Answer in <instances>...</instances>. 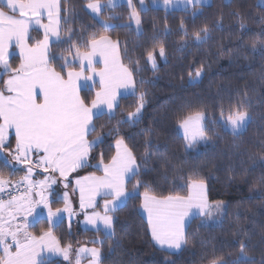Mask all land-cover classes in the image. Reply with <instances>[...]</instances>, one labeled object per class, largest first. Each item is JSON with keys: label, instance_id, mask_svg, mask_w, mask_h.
I'll return each instance as SVG.
<instances>
[{"label": "trees", "instance_id": "obj_1", "mask_svg": "<svg viewBox=\"0 0 264 264\" xmlns=\"http://www.w3.org/2000/svg\"><path fill=\"white\" fill-rule=\"evenodd\" d=\"M87 2L67 0L66 6L74 11L62 26L61 38L71 36L81 51L90 50L86 45L94 36L119 42L122 62L136 82V95L122 97L114 115L105 113L95 121L97 134L104 141L93 149L91 155L96 158L90 164L99 163L100 153L107 163L115 154V140L123 138L141 166L127 189L132 192L137 181L142 186L113 214L115 235L111 238L103 230L81 229L65 220L52 228L41 220L30 227V233L39 236L51 230L62 247L99 248L101 264H209L213 256L231 264L240 256L242 242L249 258L246 264H264V46L257 43L255 49L252 47L258 37L264 39V0H212L210 5L179 11L149 8L139 11L141 33L130 24L125 3L104 9L97 19L87 10ZM134 3L139 4L138 0ZM104 21L110 24L107 29ZM204 27L209 29V38L197 43L194 33ZM32 37L39 39L42 34L34 31ZM160 45L165 48V57L158 54ZM68 47V43H54L50 52L70 57ZM150 50L156 57L155 69L147 61ZM11 63L16 67L19 59ZM61 63L56 59L52 66L60 71ZM201 66V78H190L189 72L194 76ZM85 92L94 97L93 89ZM141 92L146 93V103L139 122L119 123L135 110ZM236 104L244 105L250 121L242 133L233 135L217 121L221 108L227 110ZM195 112L207 116L208 143L188 150L179 130V117ZM113 129L119 130L118 135L109 136ZM91 172L100 173L89 167L80 170V175ZM192 173L203 179L210 203L226 204L225 215L219 225L192 220L187 243L180 252L171 253L160 249L151 237L141 213L142 193L147 186L157 196L172 194L185 183L182 177ZM0 175L16 179L17 172L13 175L11 167L0 160ZM60 205L62 201L52 207ZM93 240H103L104 244H93ZM46 264L65 263L52 260Z\"/></svg>", "mask_w": 264, "mask_h": 264}, {"label": "snow or ice", "instance_id": "obj_2", "mask_svg": "<svg viewBox=\"0 0 264 264\" xmlns=\"http://www.w3.org/2000/svg\"><path fill=\"white\" fill-rule=\"evenodd\" d=\"M119 2L88 0L86 7L100 15L106 8H116ZM138 2L141 9L146 10L144 0ZM173 2L199 5L207 0H163L165 6ZM124 3L129 9V19L135 22L139 31L141 19L136 3L134 0H124ZM66 4L67 0H0V160L11 167L13 175L18 166H24L25 172L18 181L0 175V264H46L45 249L69 259L71 245L61 248L51 230L42 231L39 236L27 231L41 220L50 228L57 227L63 221L64 213L70 217L76 214L68 192L56 196L53 185L63 182L65 189L73 186L86 223L97 231L102 224L108 238L115 235L113 214L127 199L134 198L142 186L137 181L132 192L127 189V184L139 175L141 166L123 138L115 140V154L107 163L104 154L100 153L99 163L90 164V160L96 158L91 155L93 149L104 141V137L97 134L95 121L105 114V109L110 116L114 115V109L119 107L121 89H132V94L136 95V82L133 72L120 61L119 42L107 36L98 39L94 36L86 45L90 50L81 51L71 36L66 40L61 38V28L74 11ZM45 19L47 23H44ZM103 27H109L107 21L103 22ZM40 29L42 38L34 39L31 31ZM208 38L207 27L194 33L197 43L206 42ZM52 43H68L67 51L71 56L53 55L50 52ZM257 43L264 46V39L258 37L253 41L254 49ZM158 54L165 57L163 45L159 46ZM97 56L103 63L99 70L96 67L99 62L95 61ZM14 58L19 59L16 67L11 63ZM56 59L63 61L59 65L60 71L52 66ZM147 61L156 68L152 50L147 51ZM202 71L201 66L195 69L194 76L190 71L189 77L198 78ZM95 87L99 91L90 98L85 90L90 92ZM145 97L146 93H139L135 110L119 123H138ZM249 119L244 105L236 104L227 110L221 108L217 122L236 135L244 130ZM205 120L203 112L179 117L186 148H195L198 142L208 139L210 129ZM118 132L113 129L108 135H118ZM93 134H96L95 139H89ZM89 167L102 171L103 175L94 172L80 175V170ZM36 175H43V179H34ZM182 178L185 183L168 195L157 196L144 186L141 207L147 215L151 237L161 248L181 249L187 243L186 228L193 218H210L214 212L221 211L220 204L208 201L206 185L198 174ZM21 187L24 191L14 194ZM182 191L186 194L181 195ZM50 196L53 199H49ZM101 200L102 211H97L101 208ZM60 201L64 207L53 210L52 205ZM91 243L103 245L104 241L93 240ZM245 249L246 244L242 242L240 256L231 264H246L249 258ZM85 253L90 256L89 264H100L101 250L95 247H81L77 251L76 264H81V255ZM209 264L228 262L223 257L213 256Z\"/></svg>", "mask_w": 264, "mask_h": 264}, {"label": "crops", "instance_id": "obj_3", "mask_svg": "<svg viewBox=\"0 0 264 264\" xmlns=\"http://www.w3.org/2000/svg\"><path fill=\"white\" fill-rule=\"evenodd\" d=\"M124 3V1L123 0H120V2H119V4L118 5H120V4H123ZM6 10V9H5ZM87 10L89 11V13L90 14H92L91 13V11H90V9H88L87 8ZM7 11V10H6ZM93 15V14H92ZM95 18H96V16L95 15H93ZM100 16H101V14H100ZM44 23H47V19H45L44 20ZM61 30H62V28H61ZM34 31H37V30H32L31 31V35H32V33L34 32ZM38 32H40L41 34H42V29H40ZM54 39V38H53ZM111 39V38H110ZM112 40V39H111ZM112 41H114V40H112ZM114 42H117V41H114ZM54 43H52V44H50V50H51V46L53 45ZM119 55H120V61H121V63L123 64V62H122V59H121V54H120V46H119ZM12 61V60H11ZM95 61H98L99 63H97L96 64V67H97V70H99L100 68H102L103 67V63L102 62H100V57L99 56H97L96 58H95ZM124 65V64H123ZM125 66V65H124ZM126 67V66H125ZM87 74V73H86ZM7 79V78H6ZM97 80L99 79L98 77L96 78ZM89 83H91V82H89ZM95 92L96 91H99V88L98 87H95V88H92ZM120 95L118 96V101H120V99L122 98V97H124V96H127V95H130V94H132V89H128V90H125V89H121L120 90ZM116 109H114V111H115ZM105 113H107V109H105ZM23 167L24 166H18L17 167V169H16V172H17V177H16V179H14L15 181H18V180H20L23 176H24V174H25V172L22 170L23 169ZM96 175H103V173H102V171H100V173H95ZM87 175V174H86ZM4 178H6V179H11V180H13V178H11V177H4ZM34 179H36V180H41V179H43V175H36L35 177H34ZM53 189L55 190V195L56 196H62L63 195V193L65 192V191H67L68 192V194H69V200L72 202V206H73V209L75 210V215H72L71 217H65L64 216V219H63V221L65 220L68 224H70V225H72V226H77L78 228H81V229H90V230H96L95 228H93V226L92 225H90V224H87L86 223V221H85V217H84V214L83 213H81L80 212V210H79V196H78V193L77 192H74L73 191V186H69L67 189H65L64 188V186H63V182H61L60 184H58V185H53ZM50 191H51V189H50ZM206 193H207V198H208V190H207V187H206ZM37 199H38V197H37ZM49 199H53V197H49ZM209 201V200H208ZM126 202V201H125ZM124 202V203H125ZM142 202H143V200H142ZM210 202V201H209ZM124 203L122 204V205H124ZM100 204H101V208H98L97 209V211H102V204H103V201L101 200L100 201ZM64 207V203H63V201H62V205H60V207L59 208H63ZM53 210H55V208H53ZM141 213H142V215L144 216V218L146 219V221H147V215H146V213L144 212V210L142 209V207H141ZM44 215L46 216L47 215V211L46 210H44ZM196 218H199V219H201V221H202V219H204V217H201V216H197V217H195V218H193L192 220H194V219H196ZM29 219H31V217H29ZM192 220L189 222V224H188V226H187V228H186V233H187V229H188V227H189V225H190V223L192 222ZM30 227H32V226H30ZM30 227L27 229V231L30 233ZM100 230H103V225L101 224L100 225ZM104 231V230H103ZM105 232V231H104ZM31 234V233H30ZM52 235L54 236V234L52 233ZM55 237V236H54ZM55 239H56V237H55ZM57 240V239H56ZM58 241V240H57ZM155 243V242H154ZM156 244V243H155ZM157 245V244H156ZM59 246L61 247V248H63L60 244H59ZM160 249H162V250H165V251H168V252H171V253H178V252H180L182 249H183V247L185 246V245H183L182 247H181V249H168V248H161L159 245H157ZM96 248V247H95ZM37 251H40V249L38 248L37 249ZM43 255L45 256V258H46V262L47 261H52V260H60V261H63L64 262V260H63V255L61 254V253H53V252H49V251H47V249H45L44 251H43ZM65 263V262H64ZM66 264V263H65Z\"/></svg>", "mask_w": 264, "mask_h": 264}, {"label": "rangeland", "instance_id": "obj_4", "mask_svg": "<svg viewBox=\"0 0 264 264\" xmlns=\"http://www.w3.org/2000/svg\"><path fill=\"white\" fill-rule=\"evenodd\" d=\"M124 1V0H123ZM212 3V0H207V2H202L201 4L199 5H203V6H207V5H210ZM126 4V3H125ZM194 5L192 4H183V3H175L173 2L172 4H169L168 6H165L163 4V0H157L156 3H153V0H144V9H149V8H155V9H163V10H166V11H179V10H186V9H189V8H192ZM136 10L139 12V11H145V10H142L141 9V6L140 4H138V6H136ZM91 11V10H90ZM92 13V12H91ZM93 15L96 16L97 19H101V16L100 15H96L95 13H92ZM140 14V13H139ZM141 19V18H140ZM109 24V23H108ZM130 24L134 27V29L136 30L137 33H141L142 31V25L140 24L139 25V31L137 30V25L135 24L134 21H130ZM110 26V24H109ZM151 64V63H150ZM157 65V63H156ZM201 78L198 77V78H195L193 80H196L198 81L199 79ZM142 112H143V109H142ZM205 115V114H204ZM206 117V120H207V116L205 115ZM250 117V116H249ZM206 120H205V124H206ZM250 119L248 120L244 130L246 129L248 123H249ZM179 130H180V133L181 135L184 137V132H183V129L180 128L179 126ZM243 130V131H244ZM229 132H231V130H227ZM243 131L239 132V133H242ZM232 133V132H231ZM238 133V134H239ZM208 143V139L205 140V141H200L196 144L195 148L196 147H199V146H202V145H205ZM195 148H187L188 150H194ZM14 180V179H13ZM212 204H220L222 207H221V211L220 212H214L213 215L210 217V218H205L202 219V223L205 224V225H219L222 223L223 221V218H224V215H225V211H226V204L225 203H221V202H216V203H212ZM63 216L65 217H70L67 213H64ZM70 225V224H69ZM72 226V225H70ZM81 247H86V248H93L89 245H83V246H80V247H77V248H71V251L69 252V259L68 260H65L64 257H63V260L66 264H76V256H77V251L81 248ZM89 259H90V256L89 254L85 253V254H82L81 255V264H89ZM101 262V261H100ZM101 264V263H100Z\"/></svg>", "mask_w": 264, "mask_h": 264}, {"label": "built area", "instance_id": "obj_5", "mask_svg": "<svg viewBox=\"0 0 264 264\" xmlns=\"http://www.w3.org/2000/svg\"><path fill=\"white\" fill-rule=\"evenodd\" d=\"M13 181H15V180H13ZM9 191H11V189H9ZM23 191H24V188L21 187V188L18 189L14 194L19 195V194L22 193ZM4 199H8V197H7V196H4Z\"/></svg>", "mask_w": 264, "mask_h": 264}]
</instances>
